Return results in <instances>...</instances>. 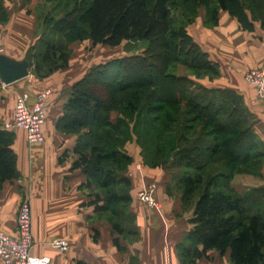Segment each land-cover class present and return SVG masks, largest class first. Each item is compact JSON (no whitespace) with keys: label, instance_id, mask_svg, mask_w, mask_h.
<instances>
[{"label":"trees","instance_id":"16d2710c","mask_svg":"<svg viewBox=\"0 0 264 264\" xmlns=\"http://www.w3.org/2000/svg\"><path fill=\"white\" fill-rule=\"evenodd\" d=\"M209 1L208 22L213 26L218 24L219 12L225 11L242 30L254 32L259 20L264 31V0ZM204 2L186 0L185 13ZM174 4V0H77L63 18L44 20L46 32L61 33L63 40L42 33L26 60L34 69L32 74L44 78L69 67L70 34L75 41L90 40L93 47L149 43L144 53L95 66L75 83L57 123L64 132L82 133L73 168L82 169L87 187L98 190L93 203L99 212H111L115 232L137 235L135 217L127 212L132 181L126 171L134 159L126 145L150 133L147 116L156 115L155 121L167 130L185 111L187 123L181 126L171 167H162L159 144L149 163L167 170L184 169L167 187L169 195L173 189L180 192L186 211L192 209L191 228L178 245L183 264H196L210 251L229 253L230 264H264V186L241 193L232 185L236 174H257L264 161V144L253 130V116L241 95L170 72L174 65L184 64L221 75L219 65L187 30L193 17L174 26ZM97 86L106 88V97L98 94ZM112 113L118 115L114 121ZM140 118L146 129L138 128ZM13 143V133L0 126V191L6 182L20 177ZM115 244L120 248L118 240Z\"/></svg>","mask_w":264,"mask_h":264},{"label":"crops","instance_id":"0c3cea01","mask_svg":"<svg viewBox=\"0 0 264 264\" xmlns=\"http://www.w3.org/2000/svg\"><path fill=\"white\" fill-rule=\"evenodd\" d=\"M14 2L19 4L15 8ZM20 2L0 0V55L18 63L27 61L30 48L41 36L37 17L21 8ZM188 32L219 65L221 75L213 88L229 89L243 97L253 116V130L264 144V102L245 78L250 69L264 62V31L257 23L254 32L244 31L228 12L220 11L216 26L200 18L189 25ZM99 46L93 47L90 40L71 44L69 67L47 77L38 78L30 70L27 78L13 84L5 85L0 80L1 127L12 120L20 93L27 92L30 103H34L39 93L50 91L45 141L30 145L24 130L12 132L20 177L6 182L0 191V231L16 234L19 209L28 201L33 213V258H49V264H183L178 245L191 228L192 209H183L178 190L172 195L167 192L168 185L173 186V169L145 165L137 169L141 164L140 153L130 154L133 141L126 145V151L134 159L126 171L132 181V202L127 212L134 215L138 234L119 235L113 229L111 212H99L93 203L98 190L87 187V176L82 169L73 168L79 157L75 149L82 133H67L57 127L75 83L98 65L93 62L97 60ZM116 117L117 113H112L111 120ZM235 179L232 185L240 192ZM150 182L158 186L155 197L161 204L159 209L149 210L139 198V191ZM262 186L264 181L250 188ZM54 239L66 240L69 249H54L51 247ZM208 256L196 264L231 263L229 253L210 251Z\"/></svg>","mask_w":264,"mask_h":264},{"label":"rangeland","instance_id":"374dc122","mask_svg":"<svg viewBox=\"0 0 264 264\" xmlns=\"http://www.w3.org/2000/svg\"><path fill=\"white\" fill-rule=\"evenodd\" d=\"M76 2L77 0H64V1H61V0H32V1L31 0H21L20 7L26 9L29 15L31 14L37 17L38 19L37 27H38L40 34L44 33L48 39H53V40L55 39L59 40V36H60L61 40H63V36H61V33H54L55 35H53V32L50 30L46 32V28L44 26V20L46 17L49 18L48 19L49 22H50V19L56 20V19L63 18L65 16V13L71 10ZM175 2L176 4H174L172 7L173 8L172 11L174 15V19H173L174 26H179L180 24H183L184 18L193 17V22L187 24V30H188L189 25L195 23L196 20L200 18H204L205 20H208L210 18L208 11H209V7H211L212 5V2H210L209 0H206V2L199 4L195 9H193V11L189 13H185L186 11H185L184 5H185L186 0H174V3ZM14 4L15 5L13 6V8L19 5L16 2H14ZM185 6L187 7V5ZM0 14H1V11H0ZM256 23L259 25V28L262 30L263 28L261 25V21L257 20ZM4 28L6 27H3V29ZM69 40L72 41L71 44L78 42V41H75L76 39H75L74 34H70L67 41ZM81 41H84V40H81ZM148 48H149V43L147 42L124 43L122 46L118 48H113V49L106 48L105 46H99L96 50L97 60H94L93 64L96 63L98 65H102L103 63L108 62L112 58H115V57L121 58L122 56H128L131 53L136 54V55L142 54ZM30 70L32 72L34 69L31 67ZM170 72H173L179 75L189 76L193 78L196 82H198L200 85L207 86L210 88L215 87L217 85L216 82L220 78V76H212L211 74L204 72L202 70H195V69L189 68L184 64L174 65L173 67H171ZM254 88L256 87L254 86ZM97 90L100 96L106 97V88H103L102 86H97ZM261 101L264 102V100H261ZM177 115L179 117L177 124L176 125L173 124L171 128L167 130L163 129L162 127L163 125L161 124V122L157 123L155 121L156 115H150V117L147 116L146 123L149 125L150 133L146 132L145 134L141 135L139 140L136 137L135 139L137 142L135 140H131L133 142H131L132 145L129 146L131 148L130 154H135V151H139L141 157L138 156V160L139 159L141 160L142 166L145 165L151 168H157V167L150 166L149 163L152 158L155 159L154 149L156 148L155 146L159 144L164 154L163 157L159 156L160 161L163 162L162 167L163 168L171 167L172 161L174 159L173 154L177 152L178 138L180 136V131L182 132L181 126L183 127V125L187 123L185 111H183L182 113L179 112ZM137 120L140 121V123L138 124V128L140 130L146 129L143 127L144 121L141 120V118ZM181 143L184 144L182 141ZM219 166H222V164H219ZM172 169L174 171L175 176L180 175L184 172V169H178V168H172ZM257 174L239 173L234 176L236 178L235 182L237 183V187L241 193L246 191L247 187L250 188L251 186L258 185V183L259 184L263 183L264 176L262 175H264V161H263V164L259 166V168L257 169ZM174 193H177L176 189L172 190V194ZM141 203L144 206H146L149 210H154L150 208L144 201H141Z\"/></svg>","mask_w":264,"mask_h":264},{"label":"built area","instance_id":"2783aa9c","mask_svg":"<svg viewBox=\"0 0 264 264\" xmlns=\"http://www.w3.org/2000/svg\"><path fill=\"white\" fill-rule=\"evenodd\" d=\"M1 52V50H0ZM247 82L257 89V96L264 100V62L254 69H250L245 76ZM50 91L37 95L34 103H30V95L22 92L17 96V101L12 120L5 122L3 129L14 132L24 130L30 145H39L45 141L44 126L47 120V104ZM137 169L142 165L138 164ZM158 188L155 182L148 183L139 191V198L150 208L159 209L160 203L155 198ZM33 213L31 204L26 201L21 204L17 217V232L9 235L0 231V264H49V258H33ZM51 247L58 250H68L66 240L54 239Z\"/></svg>","mask_w":264,"mask_h":264},{"label":"water","instance_id":"95a60500","mask_svg":"<svg viewBox=\"0 0 264 264\" xmlns=\"http://www.w3.org/2000/svg\"><path fill=\"white\" fill-rule=\"evenodd\" d=\"M30 75V67L27 61L14 62L0 55V79L5 85H10L27 78Z\"/></svg>","mask_w":264,"mask_h":264},{"label":"bare ground","instance_id":"6f19581e","mask_svg":"<svg viewBox=\"0 0 264 264\" xmlns=\"http://www.w3.org/2000/svg\"><path fill=\"white\" fill-rule=\"evenodd\" d=\"M3 128V127H2Z\"/></svg>","mask_w":264,"mask_h":264}]
</instances>
